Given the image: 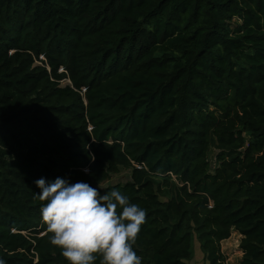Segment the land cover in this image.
I'll use <instances>...</instances> for the list:
<instances>
[{
	"label": "trees",
	"instance_id": "1",
	"mask_svg": "<svg viewBox=\"0 0 264 264\" xmlns=\"http://www.w3.org/2000/svg\"><path fill=\"white\" fill-rule=\"evenodd\" d=\"M57 177L146 211L142 264H188L196 234L227 264L233 229L264 264V0H0L5 264H68L35 184Z\"/></svg>",
	"mask_w": 264,
	"mask_h": 264
},
{
	"label": "clouds",
	"instance_id": "2",
	"mask_svg": "<svg viewBox=\"0 0 264 264\" xmlns=\"http://www.w3.org/2000/svg\"><path fill=\"white\" fill-rule=\"evenodd\" d=\"M35 184L39 200L46 202L40 213L50 243L61 249L68 264H94L98 256L101 264H142L133 245L146 211L127 196L116 190L100 195L87 182L60 177L49 182L40 178Z\"/></svg>",
	"mask_w": 264,
	"mask_h": 264
},
{
	"label": "rangeland",
	"instance_id": "3",
	"mask_svg": "<svg viewBox=\"0 0 264 264\" xmlns=\"http://www.w3.org/2000/svg\"><path fill=\"white\" fill-rule=\"evenodd\" d=\"M37 63H40V62L37 61ZM69 84L71 85L70 81L66 79H64L61 82L62 86H67ZM37 98L38 100L45 101V99H43L41 96H38ZM41 106H45V104L42 103ZM44 108L40 110H44ZM36 114L37 113H33L32 116H35ZM42 115L45 116L47 119H49V114L47 113L37 114L36 116L39 117ZM211 149L212 150L210 152V160L213 162V164H215L216 162V154L214 153L215 150L213 147ZM128 176H129L128 171L120 172L119 174L113 175L111 180H109L105 184L124 181L128 178ZM242 237L243 236L240 233V231L233 229L230 237L221 242L222 251L227 256V264H241L242 263L243 251L241 250V247H240ZM193 239H194L193 254H192V258L190 260H187V263L188 264H207L205 253L202 251L201 241L199 239V236L196 234L194 235Z\"/></svg>",
	"mask_w": 264,
	"mask_h": 264
}]
</instances>
